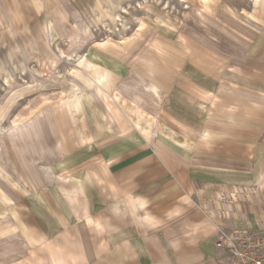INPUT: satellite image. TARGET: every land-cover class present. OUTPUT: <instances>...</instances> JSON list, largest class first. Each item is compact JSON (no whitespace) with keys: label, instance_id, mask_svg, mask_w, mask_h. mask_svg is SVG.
<instances>
[{"label":"crops","instance_id":"1","mask_svg":"<svg viewBox=\"0 0 264 264\" xmlns=\"http://www.w3.org/2000/svg\"><path fill=\"white\" fill-rule=\"evenodd\" d=\"M126 1L0 0L9 60L63 33L91 83L0 133V264H224L218 228H264V0H188L177 29L83 45L73 23Z\"/></svg>","mask_w":264,"mask_h":264},{"label":"rangeland","instance_id":"2","mask_svg":"<svg viewBox=\"0 0 264 264\" xmlns=\"http://www.w3.org/2000/svg\"><path fill=\"white\" fill-rule=\"evenodd\" d=\"M238 1L240 0H228L231 4H237ZM245 1L251 3L252 0ZM186 2L126 1L116 7L109 17L101 16L97 23L84 27L83 24L77 25L74 21L73 26L79 36L84 37L86 43L83 45L110 51L109 46L116 42H124L128 38L134 40L144 27L150 25L149 21L152 22L150 26L155 27L154 21L159 17L164 18L168 27L177 29L178 25L175 21L184 14L189 3L188 0ZM45 40L50 52L49 57L37 64L27 61L11 63L12 59L7 58L0 46V133L5 131L11 139H17L23 132L26 133L27 125L21 124L16 128L13 126L15 124L12 122V116L17 111L32 109L28 106V103L32 102L30 99L36 98L38 102H45L50 96H59L61 92L67 94L76 84L82 88L91 85L88 79H84L81 52H72L74 46L65 34L61 33L55 39L47 34ZM39 106L38 103L30 112L35 111Z\"/></svg>","mask_w":264,"mask_h":264},{"label":"built area","instance_id":"3","mask_svg":"<svg viewBox=\"0 0 264 264\" xmlns=\"http://www.w3.org/2000/svg\"><path fill=\"white\" fill-rule=\"evenodd\" d=\"M214 246L224 264H264V228L220 227Z\"/></svg>","mask_w":264,"mask_h":264},{"label":"bare ground","instance_id":"4","mask_svg":"<svg viewBox=\"0 0 264 264\" xmlns=\"http://www.w3.org/2000/svg\"><path fill=\"white\" fill-rule=\"evenodd\" d=\"M11 63H13V60H11ZM10 67V66H9ZM10 87V86H9Z\"/></svg>","mask_w":264,"mask_h":264}]
</instances>
